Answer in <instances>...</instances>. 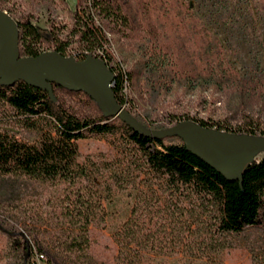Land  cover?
Masks as SVG:
<instances>
[{
	"label": "trees",
	"instance_id": "16d2710c",
	"mask_svg": "<svg viewBox=\"0 0 264 264\" xmlns=\"http://www.w3.org/2000/svg\"><path fill=\"white\" fill-rule=\"evenodd\" d=\"M166 1L161 0V4L168 12ZM185 7L183 19L196 21L191 5L186 4ZM0 9L11 15L2 6ZM158 9L157 0H89L88 7L83 11L85 19L81 15L83 9L76 6L72 35L77 36L76 42L85 51L76 58L83 60L90 54L101 58L113 74L117 102L126 107L124 89L137 80L138 72L134 69L121 71L111 65L110 57L103 50L104 42L108 43L106 28L116 32L125 29L132 37L141 29L149 40V65L154 69L168 66L175 76L186 74L194 80L204 77L205 82L209 79L212 87L218 85L221 92L233 87L240 94L237 126H231L226 121L196 118L183 121L191 120L205 128L227 133L264 136V76L243 78L226 58L218 41L215 45L206 41L193 44L196 47L194 57H189L193 66L191 70L186 69L182 60L178 61L173 48L169 46L165 51L161 46V30L157 16L154 17ZM16 21L22 57H37L43 53L40 47L44 42H51L54 51L69 56L66 53L69 41L60 42L54 26L50 34L43 35L29 18ZM191 28L199 33L196 23ZM99 50L101 53H97ZM53 94L55 99L47 90L29 86L23 81L13 86L0 85V104L12 110L17 123L34 136L33 140H25L0 132V180L11 181L13 191L10 198L14 202L23 199V195L16 194L18 191L14 190L16 182L58 189L57 195L39 201V208L46 205L50 210H39L21 221L23 236L20 240L25 252L31 255L37 248L41 252L46 251L49 264L96 263L91 253L90 226L103 215L104 204L112 200L114 190L125 188L123 177L127 169L120 168L122 165L116 163L108 169L110 181L96 179L94 166L79 161L77 142L90 137L113 139L115 142L111 143L115 149L124 146L121 154L126 155V164L138 166L137 157L148 171L172 183L189 186L197 194L210 199L218 212L217 224L207 225L202 234L193 240L181 239L177 246L176 253L186 255L191 264H226L223 252L228 246L222 238L227 234H239L246 227L260 225L264 206V159L252 163L241 186L188 151L180 138L140 136L119 118L104 117L97 103L84 92L54 85ZM61 94L86 102L92 111H76L63 100ZM179 122L181 120H170V124L174 125ZM168 139L176 142H168ZM22 213L26 215L28 212ZM42 226L45 227L43 233ZM45 233L50 238L44 236ZM114 240L118 247L114 264L157 263L158 254L151 252L158 245L155 241L145 242L142 224H119L114 230ZM29 254H26L27 258Z\"/></svg>",
	"mask_w": 264,
	"mask_h": 264
},
{
	"label": "rangeland",
	"instance_id": "374dc122",
	"mask_svg": "<svg viewBox=\"0 0 264 264\" xmlns=\"http://www.w3.org/2000/svg\"><path fill=\"white\" fill-rule=\"evenodd\" d=\"M157 3L159 11H155L154 17L157 16L161 30V46L165 51L169 46L173 48L186 69L191 70L193 66L189 58L194 57L193 44L206 41L215 45L218 41L226 58L243 78L264 76V0H167L168 12L161 0ZM88 4L89 0H0V6L16 20L29 18L43 35L50 34L54 26L58 40L69 41L67 55L76 57L85 51L76 42L77 36L72 35L73 13L79 6L86 19L83 11ZM186 4L191 5L196 21L183 19ZM190 22L199 25V33L191 28ZM106 30L108 43L104 42L103 50L110 57L111 65L121 71L138 72L137 80L126 85L124 95L125 108L140 122L151 129L170 127L174 125L170 120L188 118L226 121L231 126L239 124L241 97L236 89L230 87L221 92L218 85L211 86L209 79L205 82L204 77L194 80L186 74L175 76L168 66L156 70L149 65L150 45L143 30L139 29L134 37L125 29ZM40 50L54 51L51 42H44ZM61 97L80 113L92 111L90 105L80 99L62 94ZM13 113L0 104V132L33 140V133L22 128ZM111 142L115 141L96 137L77 142L79 161L94 166L96 179L110 181L108 169L116 163L127 169L123 177L125 188L114 190L112 200L104 204L105 212L90 226L95 264H114L118 253L114 230L126 222L142 224L145 242H156L158 248L151 252L158 254L155 264H191L186 255L176 253L177 246L181 239L193 240L207 225L217 224L218 212L210 199L189 186L172 183L148 171L137 157L138 166L126 164V155L121 154L124 146L117 150ZM168 142L176 140L168 139ZM262 159L264 153L256 161ZM8 182L0 180V264H49L48 252L37 248L30 255L21 247L20 224L25 216L50 210L46 205L39 208V201L57 195L58 189L16 182L14 190L18 191L16 194L21 193L23 199L14 202L10 198L13 185ZM22 211L28 213L25 215ZM43 230L44 226L42 233ZM44 236L50 238L47 233ZM222 239L228 246L223 252L226 264H264V206L260 225L246 227L241 233L227 234Z\"/></svg>",
	"mask_w": 264,
	"mask_h": 264
},
{
	"label": "water",
	"instance_id": "95a60500",
	"mask_svg": "<svg viewBox=\"0 0 264 264\" xmlns=\"http://www.w3.org/2000/svg\"><path fill=\"white\" fill-rule=\"evenodd\" d=\"M17 21L0 9V85L13 86L18 81L54 98L53 86L84 92L98 105L106 118H119L140 136L155 139L180 138L186 149L209 164L229 181L242 186L244 175L256 158L264 153V136L233 134L205 128L187 120L162 129H151L117 102L113 74L107 64L94 55L83 60L63 56L57 51L37 57H22Z\"/></svg>",
	"mask_w": 264,
	"mask_h": 264
},
{
	"label": "built area",
	"instance_id": "2783aa9c",
	"mask_svg": "<svg viewBox=\"0 0 264 264\" xmlns=\"http://www.w3.org/2000/svg\"><path fill=\"white\" fill-rule=\"evenodd\" d=\"M43 53H45L46 51H44V50H41ZM50 52V51H49ZM74 57H76V56H74ZM125 107V106H124ZM40 257L41 258H43L44 256L43 255H40Z\"/></svg>",
	"mask_w": 264,
	"mask_h": 264
}]
</instances>
